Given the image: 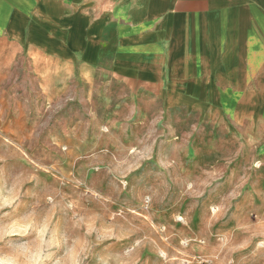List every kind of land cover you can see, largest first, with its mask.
<instances>
[{"label":"rangeland","instance_id":"1","mask_svg":"<svg viewBox=\"0 0 264 264\" xmlns=\"http://www.w3.org/2000/svg\"><path fill=\"white\" fill-rule=\"evenodd\" d=\"M108 70L0 59V264H264V118Z\"/></svg>","mask_w":264,"mask_h":264},{"label":"crops","instance_id":"2","mask_svg":"<svg viewBox=\"0 0 264 264\" xmlns=\"http://www.w3.org/2000/svg\"><path fill=\"white\" fill-rule=\"evenodd\" d=\"M20 54L264 118V0H0V59Z\"/></svg>","mask_w":264,"mask_h":264}]
</instances>
